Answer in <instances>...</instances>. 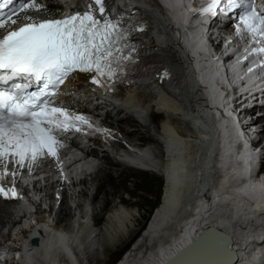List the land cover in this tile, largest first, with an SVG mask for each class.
<instances>
[{"label": "bare ground", "instance_id": "obj_1", "mask_svg": "<svg viewBox=\"0 0 264 264\" xmlns=\"http://www.w3.org/2000/svg\"><path fill=\"white\" fill-rule=\"evenodd\" d=\"M139 1L149 7L146 0ZM161 2L164 6L176 4V7L178 0ZM166 8L169 10L167 14L170 19L177 23L178 13L168 6ZM167 14L164 10L159 13L169 24ZM181 15L182 12L179 17ZM167 30L171 31L170 26ZM189 36L184 32L179 35L182 45L176 44L175 52H172L169 46L164 49L156 45L152 39L151 47H156L159 52L164 51L167 55H175L180 60L188 59L193 56L192 50L184 45L185 38ZM159 40L162 46L173 42L175 44L177 38L166 33ZM234 43L236 42L229 46H234ZM204 46L206 47L205 43ZM205 47L206 52L208 48ZM242 47L246 49L243 54L251 49L246 43H243ZM195 57L207 58L208 62L212 61L211 58H222L221 54L210 53ZM189 71L192 77L196 75L199 81L202 80L192 68L189 67ZM222 74H225L223 69ZM222 81L224 83L218 82L216 87L218 90L222 89L224 94L226 89L223 87L229 88L230 84L225 79ZM149 86L156 88V82L146 87ZM190 87V90L186 87L180 88L175 98L160 90L153 93L156 111L152 108L148 113V107L143 110L140 106L137 110L140 104V88L133 87L122 101L123 106L113 108L114 114L118 115L117 123L109 122V117L105 118L103 123L117 130L115 137L118 133L125 136L130 146L121 144L120 139V142L110 145V148L122 149L125 158L136 163L127 165L123 154L117 153V149L115 155L105 151L101 153L98 161L91 164L97 166L96 173L91 175V179H85L70 191L69 203L74 205V210H79L80 215L69 232L54 229L50 215L47 218L39 217L36 228H28L30 212L26 207L14 203L10 198L4 200L0 205V254L7 257L9 253H15L18 256V264H108L115 257L114 254H117L118 248L121 247L122 250L126 247L114 264H162L198 234L213 230L220 236L229 237L233 256L236 258L235 264H248L252 260L249 252L251 249H246L249 246L260 249L251 243L264 237V212H259V209H264V165L255 164L256 159L264 153V146L259 151L249 147L245 158H240L241 144L247 143V138L253 134L252 131L243 133L238 130L239 136L235 137L232 133L226 139V149L222 147L221 131L227 128L225 124L234 120V116L229 108L222 105L220 98L216 105L212 104L213 98L210 94L207 95L203 83L199 85L198 81L191 79ZM193 98L199 99L196 101ZM136 112L140 114L136 115ZM243 113L253 114V109ZM197 115H200V118ZM147 119L150 124L156 125L155 135L150 133L149 125L145 124ZM255 122H264V117L257 118ZM182 125L185 126L184 130L180 127ZM138 126L144 127L148 135L143 132L140 135ZM259 134L264 135V123L257 137ZM260 143L261 140H258L253 146L257 147ZM147 144L156 148L146 147ZM129 148L141 152L130 151ZM144 151L146 155L141 154ZM151 153L156 158H152ZM197 157L201 160L198 165L195 163ZM255 165L257 167L253 178L237 184L239 176L246 174L249 167L254 166L255 169ZM158 176L163 180L158 203L145 219L143 214L133 207L144 209L148 206L147 193L152 192V183L159 179ZM129 177H140L141 182L135 183L134 189H129L126 187ZM211 181L215 182L212 186L209 184ZM96 183H99L97 188ZM253 184L257 187L252 188ZM95 189L98 194L103 193L106 204H109V197L121 199L122 189L129 194V199L122 200L128 207L116 206L109 213L99 217L98 213L93 211L96 207L92 206V209L81 199L91 195L93 201ZM138 189H142L145 194H138ZM58 194H62L64 198L60 202L56 217L58 221L64 222L63 227H67L72 220H65L64 216L72 219L74 213L71 214L65 190ZM44 196L46 199L55 200L53 193H46ZM97 196L95 195V201ZM61 212H64V215ZM32 235L38 237L37 244L27 252L18 254L19 249L26 248L28 241L33 239ZM216 253L215 247L203 246L196 252H190L179 264H216ZM253 260L256 263L249 264H257L260 260L262 261L258 264H264V255ZM0 264L7 262L3 259Z\"/></svg>", "mask_w": 264, "mask_h": 264}, {"label": "snow or ice", "instance_id": "obj_2", "mask_svg": "<svg viewBox=\"0 0 264 264\" xmlns=\"http://www.w3.org/2000/svg\"><path fill=\"white\" fill-rule=\"evenodd\" d=\"M94 3L103 22L90 10L61 19L36 20L28 11L40 10L38 0H19L14 7V0H0V85L17 78L23 81L0 87V164L12 158L23 167L25 161L31 166L45 154L56 157L60 146L56 132L94 128L83 115L54 106L52 100L71 73H93L91 83L103 86L115 78L121 61L131 59L130 54L124 55L128 32L118 21L107 18L105 0ZM201 3L199 14L210 16L243 6L237 32H246L262 45L248 55H264V8L257 9L256 0ZM33 85L36 90L30 91ZM7 175L4 165L0 177ZM0 196L16 197L17 193L14 187L0 186ZM3 258L0 254V260Z\"/></svg>", "mask_w": 264, "mask_h": 264}, {"label": "water", "instance_id": "obj_3", "mask_svg": "<svg viewBox=\"0 0 264 264\" xmlns=\"http://www.w3.org/2000/svg\"><path fill=\"white\" fill-rule=\"evenodd\" d=\"M184 45L188 47L189 50H192V57L191 58H197L195 55H207L208 51L205 52L204 49V43L201 42V40L195 35H190L189 38H185ZM192 48V49H191ZM206 48V47H205ZM207 50V49H206ZM195 54V55H194ZM194 65V71L197 72L202 78V80L199 81V83H203L204 88L207 90V95L210 94V97L213 98V105H216L219 101V95L218 90L216 87V84L218 82H223L222 80L225 79V77L222 75V72L219 70V67L214 62H208L206 64H199L198 62ZM237 76L236 69H233L229 73V78L233 80ZM227 77V76H226ZM250 75L246 77L247 80L250 79ZM199 80V78H198ZM226 80V79H225ZM224 83V82H223ZM221 124V123H219ZM225 127H227L223 132L221 131L220 137L222 139V147L226 149V139L229 137V135H233L235 137L239 136V133L237 132L239 130L238 126L231 120L227 124H225ZM238 140V139H237ZM238 142H240L238 140ZM242 146V152L240 155V158H245V156L248 154L249 151V145L248 143L241 144ZM230 153V152H229ZM241 161V160H240ZM254 176V167H249V170L246 172V174H242L239 176L237 184H239L241 181H248L251 180ZM252 188H256L257 186L255 184L251 185ZM259 212L263 213L264 209H259ZM209 239H214L216 241H219L222 246L225 249V255L228 257L227 264H233L236 260L235 256H233V248L232 244L229 240V237L220 236L216 234L213 230H205L202 233L198 234L193 240L188 242L185 246L180 248L178 252H176L171 258L164 261L162 264H179L181 262L180 260L184 259L186 255H188L190 252H196L198 248L203 247V244L206 243ZM34 244H37V241H33Z\"/></svg>", "mask_w": 264, "mask_h": 264}, {"label": "rangeland", "instance_id": "obj_4", "mask_svg": "<svg viewBox=\"0 0 264 264\" xmlns=\"http://www.w3.org/2000/svg\"><path fill=\"white\" fill-rule=\"evenodd\" d=\"M157 92V90H156V88H154V87H151V86H149V87H145V88H140L139 89V96H140V100H139V102H140V104H138V108H137V110L138 109H140L141 107L140 106H142L143 107V110H144V108H150V109H148V110H150V111H148L147 110V113L148 112H151L152 111V108H154V110L156 111V102H155V99H153L154 98V95H153V93H156ZM153 105H155V107H153ZM115 113V111L113 110L112 112H111V115H110V117H109V119H108V121L109 122H111V123H113V124H116L117 123V119H118V115H115L114 114ZM136 115H138V114H140V113H138V112H136L135 113ZM163 116V115H162ZM147 118V117H146ZM162 118V117H161ZM137 119H139L140 120V118H138L137 117ZM151 119H152V117H151ZM164 119H166V118H164ZM140 122H142L143 123V121H140ZM165 122H167V119H166V121ZM138 124H140L139 122H138ZM146 125H149L148 126V128L149 129H151V131H150V133L153 135H155L156 133H155V130H156V125L155 124H150V122L148 121V119H147V122L145 123ZM179 125H181V124H179ZM128 127V126H127ZM181 128H183V130L185 129V126H180ZM178 128V127H177ZM138 129H139V132H140V135H141V132H143L145 135H148L147 134V132H146V129L144 128V127H142V126H138ZM141 130V131H140ZM122 139V143L121 144H123L124 146H126V145H128V146H130V143H128L127 144V142H128V139L125 137V136H122L121 134H119L117 137H116V139ZM135 138H137V137H135ZM133 140V139H132ZM133 144V143H132ZM150 145H152V144H150ZM152 147H154V149L156 148L155 146H153L152 145ZM154 154H156V151L154 150ZM154 154H151V157L153 158V156L156 158V156L154 155ZM199 156V155H198ZM200 159V157L198 158H196V161H195V163L198 165V163H199V161H201V160H199ZM263 165H264V163H263ZM116 168H118V166H116ZM220 170V169H219ZM115 171V170H114ZM140 177H129V179H128V181L126 182V187H128L129 189H134V185H135V183H140L141 182V179H139ZM158 180H156V181H154L153 183H152V192L151 193H147V197L149 198V200L147 201V199H146V201L148 202V206L147 207H145L144 209H142V208H136V207H133L135 210H139V212L141 213V214H143V216L145 217V219H147L148 218V216H149V214L151 213V210L153 209V208H155V206L157 205V203H158V199H159V195H160V193H161V189H162V184H163V180H162V178L161 177H159L158 176ZM214 181L212 182H210L209 184H210V186H212V185H214ZM154 184V185H153ZM99 185V183H96V188H97V186ZM80 187H78V189H79ZM155 188V189H154ZM72 192V191H71ZM120 192H121V199L120 198H110L109 197V201L107 202V203H109V204H106V202H105V200L103 199L104 198V196H103V193H100V194H98V192H96V189H95V191H94V195H93V201H92V197H91V195H89L86 199H83V198H81L83 201H85V204L87 205H89L90 207H96V210H93L94 212H97L98 213V215H99V217H102L103 215H105L106 213H109L110 212V210L112 211V208H115L116 206H121V207H124V206H127L126 204H123L124 202L122 201V200H124V199H129V194L127 193V192H125V191H123L122 189L120 190ZM136 192H138V194H145V193H143L144 191L141 189H138V191L136 190ZM135 192V193H136ZM153 193V194H152ZM199 194H200V191H199ZM70 195H71V193H69V195H68V198L70 199ZM95 195H98L97 197V199H96V201L94 200V198H95ZM133 197H134V195H133ZM132 200H133V198H132ZM92 202V203H91ZM132 203V202H131ZM93 207H92V209H93ZM128 207V206H127ZM189 208V207H188ZM74 209V208H73ZM57 212H58V210H57ZM56 212V210H55V213H57ZM92 212V211H91ZM61 214L62 215H64V212H61ZM72 214V213H71ZM55 215H57V214H55ZM67 216H64V219L66 218ZM63 220V219H62ZM139 221H141V222H143V221H146V220H139ZM263 229V228H262ZM261 229V230H262ZM258 236H259V234H258ZM257 240H258V242H257ZM251 243V242H250ZM252 245L254 244V245H256L258 248H260V249H256L255 247H248L247 249H246V251H249L250 249H251V251H249L250 253H251V259L252 260H250L249 261V263H252V262H254V263H256L255 262V260H253V259H257V258H259L260 256H262V255H264V247H262V246H264V237H262V238H260V239H255L252 243H251ZM251 245V246H252ZM126 247H124L122 250H120L121 249V247L120 248H118L117 249V251H116V253L117 254H114L115 255V257H113L111 260H110V262L108 263V264H114V262L116 261V260H118L120 257H121V255L123 254V251H124V249H125ZM262 249V250H261ZM245 259V258H244ZM262 260H260L259 262H261ZM258 262V261H257ZM258 262V263H259ZM248 263V264H249ZM257 263V264H258Z\"/></svg>", "mask_w": 264, "mask_h": 264}]
</instances>
